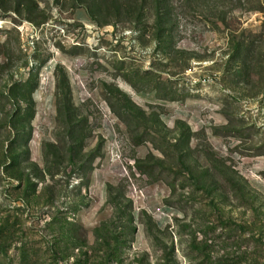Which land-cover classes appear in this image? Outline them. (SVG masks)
Returning a JSON list of instances; mask_svg holds the SVG:
<instances>
[{"label": "rangeland", "instance_id": "1", "mask_svg": "<svg viewBox=\"0 0 264 264\" xmlns=\"http://www.w3.org/2000/svg\"><path fill=\"white\" fill-rule=\"evenodd\" d=\"M105 4L0 0V264H264V0Z\"/></svg>", "mask_w": 264, "mask_h": 264}, {"label": "trees", "instance_id": "2", "mask_svg": "<svg viewBox=\"0 0 264 264\" xmlns=\"http://www.w3.org/2000/svg\"><path fill=\"white\" fill-rule=\"evenodd\" d=\"M132 1L137 2V0H132ZM144 1L145 0H139L140 3H143ZM82 5H84L88 17L92 20H95L96 19L95 10H98L97 6L93 7V4H91L90 2H86V4L82 3ZM105 6L107 8H114L115 10H117V8L119 6V0H106ZM31 89H32V87H31ZM130 215L134 216V212L132 210H130ZM97 230H99V228H95V231H96L95 233H97Z\"/></svg>", "mask_w": 264, "mask_h": 264}, {"label": "built area", "instance_id": "3", "mask_svg": "<svg viewBox=\"0 0 264 264\" xmlns=\"http://www.w3.org/2000/svg\"><path fill=\"white\" fill-rule=\"evenodd\" d=\"M2 20L0 19V24H1Z\"/></svg>", "mask_w": 264, "mask_h": 264}, {"label": "bare ground", "instance_id": "4", "mask_svg": "<svg viewBox=\"0 0 264 264\" xmlns=\"http://www.w3.org/2000/svg\"><path fill=\"white\" fill-rule=\"evenodd\" d=\"M2 23V22H1Z\"/></svg>", "mask_w": 264, "mask_h": 264}]
</instances>
